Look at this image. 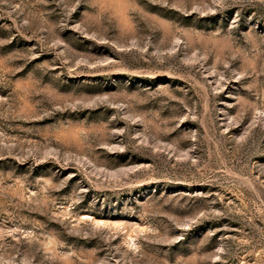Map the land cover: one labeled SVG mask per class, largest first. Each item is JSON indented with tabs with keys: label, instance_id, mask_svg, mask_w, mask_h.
Instances as JSON below:
<instances>
[{
	"label": "rangeland",
	"instance_id": "obj_1",
	"mask_svg": "<svg viewBox=\"0 0 264 264\" xmlns=\"http://www.w3.org/2000/svg\"><path fill=\"white\" fill-rule=\"evenodd\" d=\"M0 264H264V0H0Z\"/></svg>",
	"mask_w": 264,
	"mask_h": 264
}]
</instances>
